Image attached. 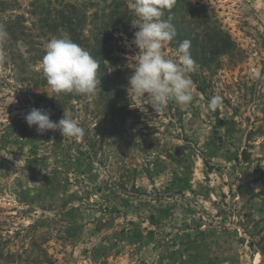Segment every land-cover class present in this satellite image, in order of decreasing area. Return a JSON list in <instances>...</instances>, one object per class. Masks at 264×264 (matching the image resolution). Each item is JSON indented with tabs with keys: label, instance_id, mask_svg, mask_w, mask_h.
Returning a JSON list of instances; mask_svg holds the SVG:
<instances>
[{
	"label": "rangeland",
	"instance_id": "rangeland-1",
	"mask_svg": "<svg viewBox=\"0 0 264 264\" xmlns=\"http://www.w3.org/2000/svg\"><path fill=\"white\" fill-rule=\"evenodd\" d=\"M187 1L213 9L238 51L218 70L196 64L193 101L155 113L128 89L131 0H0V264H264V0ZM61 14L89 41L119 28L100 31L112 79L95 96L67 100L42 74L47 43L67 37L52 29ZM32 108L70 114L83 138L38 135Z\"/></svg>",
	"mask_w": 264,
	"mask_h": 264
},
{
	"label": "clouds",
	"instance_id": "clouds-1",
	"mask_svg": "<svg viewBox=\"0 0 264 264\" xmlns=\"http://www.w3.org/2000/svg\"><path fill=\"white\" fill-rule=\"evenodd\" d=\"M174 4L175 0H131L129 4L138 18L132 23L138 30L134 32L131 43L139 51L135 55L133 72L128 77V89L135 99L147 100L155 113L163 111L170 100L178 105H188L194 98L192 81L187 75L196 69V61L189 51L190 41L179 43L174 53L176 59L163 51L164 45L177 35L171 18L162 19L164 10H171ZM6 37L7 32L0 26V41ZM41 65L42 74L53 93L86 97L97 94L100 65L89 51L70 38L50 40ZM260 75L259 71L255 73L257 77ZM221 104L222 97L215 95L207 103L206 109L215 112ZM24 120L29 127L35 126L38 135L58 130L62 137L79 140L85 134V130L70 114L65 116L63 113L61 119L52 121L48 110L32 108L24 115Z\"/></svg>",
	"mask_w": 264,
	"mask_h": 264
},
{
	"label": "trees",
	"instance_id": "trees-1",
	"mask_svg": "<svg viewBox=\"0 0 264 264\" xmlns=\"http://www.w3.org/2000/svg\"><path fill=\"white\" fill-rule=\"evenodd\" d=\"M169 17L171 18V23L175 26L177 32V35L169 43L177 48L180 42L189 40L191 43L189 51L200 69L218 70L221 66V59L223 57H231L237 53L238 48L235 42L229 33L222 28L216 12L209 8V6H193L187 0H175V4L171 10H164V16L162 19H168ZM112 19L113 15L110 13V21ZM47 27L51 28V26ZM81 27V19L77 18L75 15L68 17L64 14H61L60 22L58 24L56 22L52 25L53 31L57 32L58 29H61L74 43H77L93 55L100 65V68L98 69V72L100 73L99 80L100 82L107 84L112 77L108 74H102L104 68L102 60L106 44L100 38V31H103V34H107L105 31L106 28L109 27V29H112L113 31H118L119 28H117V25L109 22L105 24L103 28L99 30L98 34L92 37L89 41L81 36ZM199 31L202 33L201 36ZM65 94L66 96L64 97L67 100L76 98V94ZM110 110L111 113H114V115H117L122 119V125L127 122V113L124 112L122 108H118L117 104L113 103ZM110 128H112L113 133L116 132V130H120L115 118L112 119ZM250 138L251 134H248L247 139ZM248 161L249 155H246L243 162L246 163ZM176 180L178 182V191L186 190L189 187L187 178H179Z\"/></svg>",
	"mask_w": 264,
	"mask_h": 264
}]
</instances>
